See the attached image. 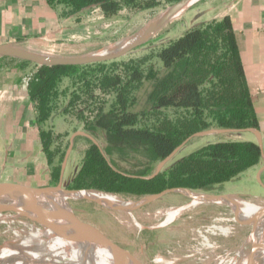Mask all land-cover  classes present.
Wrapping results in <instances>:
<instances>
[{"label": "trees", "instance_id": "1", "mask_svg": "<svg viewBox=\"0 0 264 264\" xmlns=\"http://www.w3.org/2000/svg\"><path fill=\"white\" fill-rule=\"evenodd\" d=\"M162 1L177 0H47L60 7L62 15H78L83 8L97 5L106 18L123 8L147 9ZM146 80L151 88L146 104L140 107L137 92ZM27 89L35 102L39 135L52 176H58L63 151L54 145L61 134H54L51 115L71 116L89 133L103 134V152L89 141L67 184L70 188L135 195L173 186L207 191L261 158L253 140L221 139L172 158L151 178L140 177L196 131L257 127L228 14L194 24L139 56L83 65L37 66ZM55 154H59L56 165ZM129 154L144 160V168L137 174L127 173L115 163V158L126 159Z\"/></svg>", "mask_w": 264, "mask_h": 264}, {"label": "crops", "instance_id": "2", "mask_svg": "<svg viewBox=\"0 0 264 264\" xmlns=\"http://www.w3.org/2000/svg\"><path fill=\"white\" fill-rule=\"evenodd\" d=\"M83 9L78 15L66 16L60 14V7L51 6L47 0H0V44L13 43L49 53H53L56 46L69 42L89 44L87 42L91 39L94 23H101L105 16L97 5ZM91 10L99 12L97 18L100 21H94ZM183 12V16H186V19H182V22L186 20L183 30L225 14L230 16L264 153V0H200L193 2ZM170 39L173 37L168 36L167 41ZM30 65L22 60L0 57V182L40 187L56 184L57 178L52 176V168L39 135L34 102L28 95L25 77ZM50 122L56 133L70 129V120L60 113L55 114ZM73 127L69 138L76 130L84 131L82 125ZM236 133L244 137L231 140L256 142L250 131ZM217 135L220 134L198 137L208 138L202 143L204 145L223 139L214 137ZM79 137L89 140L80 134L73 136L63 183L65 180L68 183L75 174L85 147L77 143ZM257 177L264 184L262 156L258 163L247 167L226 183L239 187L234 190L236 194L256 196L264 191Z\"/></svg>", "mask_w": 264, "mask_h": 264}, {"label": "rangeland", "instance_id": "3", "mask_svg": "<svg viewBox=\"0 0 264 264\" xmlns=\"http://www.w3.org/2000/svg\"><path fill=\"white\" fill-rule=\"evenodd\" d=\"M198 1L200 0H196V2ZM170 4L171 3L162 1L159 5L147 9L132 10L123 8L119 10L118 14L115 16H111L109 18L105 17L101 19V23H94L91 32V39L89 42H87L89 44L69 42L67 44L56 46L53 53L59 55H76L106 50L110 46L117 44L118 41L122 40L125 36L131 35L137 31V29H139L143 24H145L148 20H150L153 16ZM90 14L94 21H100V18H97V16H99L98 11L91 10ZM183 15L184 12L180 13V15L173 18L170 22L163 26L149 41L122 57L127 59L129 57L145 54L148 48L156 47L166 42L168 36L174 38L178 36V34L180 35L183 33L185 30H183V24L186 21L183 20L182 22V19H186V16ZM30 66L31 68L28 70L29 73L25 77L27 86L32 73L37 68V65L33 63H31ZM65 82H67V80H65ZM150 88L151 85L148 80L143 82V84L140 86L137 92V97L139 100L138 106L142 107L144 104H146V95ZM55 114L58 113L51 115L50 119L53 118ZM61 115L66 117V119H69L70 123L72 124H70V129L67 131L68 133L65 131L59 133L61 136H59L54 142V145H56L59 150H62L64 155L68 145L69 135L75 128L73 126H78L81 124L71 118V116H66L63 114ZM83 130L86 131L84 128ZM53 132L56 134L54 130ZM91 135L97 140L100 148L102 149V146L104 145V137L102 132H97ZM242 135L243 134L238 133H227L214 137L230 139L237 138L239 136L244 137ZM206 139L208 138L198 136L192 137L186 142L184 146L181 147V149L174 155L173 158L180 157L181 155L196 149L195 147L197 146H202V143ZM77 140L78 144L85 145L81 153L82 155L78 160L80 162L86 148L89 146V140L87 141L86 139L80 137L77 138ZM113 155L118 157L115 153ZM58 156L59 154L54 155L55 165L57 164ZM115 159V163L117 164L118 168L124 170L127 173L137 174L144 168V166H142V161L144 160L142 159L139 161V158L134 154H129L126 159ZM79 162L77 164L76 171L78 169ZM156 164L154 167H152V169H150V171H148L147 174L144 175L152 173ZM56 178L58 180V176ZM68 183L67 180L64 181L65 185ZM238 189L239 187L224 182L212 190L199 191L215 194L228 193L231 194L230 197L233 196L234 198H243L245 200L252 199L264 203V191H262L261 195L256 196L240 195L234 192V190ZM108 193H115L121 197L130 198L133 200L139 199L142 197V195H144L116 193L111 191ZM190 202L194 203L195 200L181 194L169 193L159 200L139 207L135 212L142 214L143 212H152L157 209L167 210L177 206H186ZM64 203L69 205L79 218L95 225L114 242L125 247L134 255H136L144 264H229L239 259L240 253H244L246 249L250 251L252 248L251 242L248 241L250 240V231L252 228L251 225L240 222L237 219L239 214L233 211L235 207L224 202H199L194 206L183 209L177 217L170 221L168 220L169 222L165 221V224L162 223L165 219L164 213L160 215L157 214L147 217H138L137 220L140 224L138 228L133 226L130 227L127 224L122 223L117 218V212L115 210L103 208L92 201L64 200ZM236 215H238V217H236ZM19 220L26 219L20 218ZM159 223H161V225ZM157 224H159V226H156ZM26 233L27 230L23 229L22 224L8 220L0 221V244L13 239L15 234L22 236Z\"/></svg>", "mask_w": 264, "mask_h": 264}, {"label": "water", "instance_id": "4", "mask_svg": "<svg viewBox=\"0 0 264 264\" xmlns=\"http://www.w3.org/2000/svg\"><path fill=\"white\" fill-rule=\"evenodd\" d=\"M195 0H177L170 5L166 6L159 13L153 16L145 24H143L137 31L131 35L125 36L120 44H114L108 49L103 51H97L94 53H84L76 55H59L44 51H37L21 46H17L13 43H2L0 44V57H10L18 60L28 61L37 66L41 65H83L98 61H108L111 59H116L126 55L135 48L145 44L149 41L158 31L170 22L174 16L178 13H182L188 6H190ZM120 41V40H119ZM118 41V42H119ZM117 43V42H116ZM242 131H250L254 134L256 138V143L260 149V154L264 158V153L262 151V139L259 130L256 127H245V128H231V127H210L200 131H196L184 139L179 145H177L167 156L160 160L152 173L149 175L140 176L143 179H148L156 175L181 149L182 146L192 137L196 136H206L215 134H227L236 133ZM75 134H80L88 138L93 144L97 145L101 152L97 140L88 132L76 130L69 138L68 146L63 155L62 161L60 163L59 175L56 184L47 186H28L13 182H0V212L8 213L15 217L24 218L39 228L47 230L54 235L58 236H69L78 235L84 238H93L103 249L113 254L117 257V260L122 264H144L136 255L130 252L125 247L119 245L110 239L106 234H104L95 225L82 220L79 218L73 210L62 214L60 219L56 223L50 220L49 214L38 211L34 204L40 198L56 197L65 194H75V193H88L90 189L88 188H70L63 183V172L66 165V160L72 148V139ZM258 182L264 187V184L257 177ZM169 193L181 194L186 197H192V195H198L203 198H226L231 194H215L210 192H203L199 190L190 189L188 187L173 186L166 187L158 192L147 193L142 195L135 204L136 207H141L145 204L159 200L163 196ZM90 200L97 203L99 206L117 210L116 207L106 206L93 198ZM256 215L259 218L260 227L264 230V207H262ZM237 216V215H236ZM261 231V230H260ZM253 228L250 231V237L252 238L251 244L253 246H260L261 249L258 253H252L248 257V264H254L258 259L264 256V240L259 243L253 238ZM264 237V232H263ZM264 239V238H263ZM252 249V248H251ZM7 263V262H0Z\"/></svg>", "mask_w": 264, "mask_h": 264}, {"label": "bare ground", "instance_id": "5", "mask_svg": "<svg viewBox=\"0 0 264 264\" xmlns=\"http://www.w3.org/2000/svg\"><path fill=\"white\" fill-rule=\"evenodd\" d=\"M178 15H180V13L176 14L174 18ZM121 41L122 40L117 44H120ZM90 198H93L111 208L117 207L118 209L115 210L117 212V218L122 223L136 228L140 225L137 220L138 217H147L164 213L165 219L162 222L164 223L165 221H170L177 217L183 209L194 206L199 202H224L235 207L233 211L239 214V217L238 215L236 217H238L237 219L240 222L251 225L254 232L253 238L256 239V241H259L260 243L264 240V230L260 227L259 218L256 215V213L264 207V203L252 199L245 200L243 198H234L233 196L222 199L218 197L203 198L198 195H192L190 198H193L195 202H190L186 206H177L167 210L157 209L152 212L138 214L135 212L139 208L135 206L138 199L133 200L121 197L115 193L90 189L88 193L65 194L56 197L40 198L35 202L34 207L40 212L49 214L50 220L53 223H56L62 214L72 210L69 205L64 203V200L91 201ZM19 219L20 218L8 213L4 214L0 212V221L8 220L11 222H17L23 225L24 230H27L26 234H23L22 236L15 234L13 239L0 244V262H7L10 264H122L117 260V257H114L113 254L103 249L93 238H84L78 235H54L47 230L39 228L28 220ZM159 224L161 225V223ZM159 224L156 226H159ZM251 240L252 238L250 237V240L248 241L251 242ZM260 247L261 244L259 247L258 245H252L250 251L246 249L244 253H240L239 259L229 264H248V257L252 253L260 252ZM254 264H264V256L258 259Z\"/></svg>", "mask_w": 264, "mask_h": 264}]
</instances>
